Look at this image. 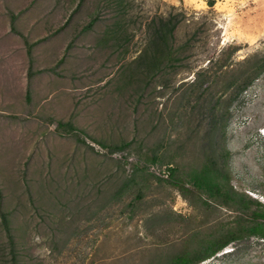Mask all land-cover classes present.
I'll return each mask as SVG.
<instances>
[{"label":"rangeland","instance_id":"1","mask_svg":"<svg viewBox=\"0 0 264 264\" xmlns=\"http://www.w3.org/2000/svg\"><path fill=\"white\" fill-rule=\"evenodd\" d=\"M126 1L181 20L184 66L145 78L106 0H0V264H172L264 207V0ZM206 161L244 212L190 183ZM199 264H264V238Z\"/></svg>","mask_w":264,"mask_h":264},{"label":"trees","instance_id":"2","mask_svg":"<svg viewBox=\"0 0 264 264\" xmlns=\"http://www.w3.org/2000/svg\"><path fill=\"white\" fill-rule=\"evenodd\" d=\"M211 3L212 1L210 0ZM105 6L108 8L111 7L115 11V17L108 24L105 31L106 43L111 42V45H114L113 42L118 41L116 38L117 34H127L128 30L131 29L133 31L135 29L134 27H137V24L142 29L144 34L142 47L129 64L137 63L141 65L144 70L142 75L145 78L156 76L168 68L177 69L185 65L188 59L185 51L188 49L191 39L180 40L178 37L176 31L181 25V20L177 16L170 12L168 14H156L149 19L139 21V19L134 20L131 17V6L126 0H106ZM98 18V15L94 16L83 29H91L98 21ZM132 25L133 28H131ZM129 38L130 36L127 34L125 36L127 44H122L119 40V46H124L125 49H128ZM124 147V145H121L116 149H122ZM151 160L156 162L154 157ZM215 164L216 162L211 164L210 161H206L192 174L190 183L201 194H207L208 199L212 198L218 200L220 203L226 204L234 201L237 204V208L241 212H244L248 207L247 204L250 203L249 200L243 194L235 192L229 186V180L226 176H217V170L214 167ZM167 168L170 172L168 173L172 176L174 168ZM0 215L3 229L10 243H13V236L9 227L7 214L2 212ZM236 223L237 228L230 230L228 235L220 241L201 246L200 251L193 255L186 253L179 254L172 259V264H199L215 256L216 253L226 248L231 241L239 237L253 236L264 238V207L258 203L249 219H244L240 216L236 220Z\"/></svg>","mask_w":264,"mask_h":264},{"label":"clouds","instance_id":"3","mask_svg":"<svg viewBox=\"0 0 264 264\" xmlns=\"http://www.w3.org/2000/svg\"><path fill=\"white\" fill-rule=\"evenodd\" d=\"M262 132V131H261Z\"/></svg>","mask_w":264,"mask_h":264}]
</instances>
